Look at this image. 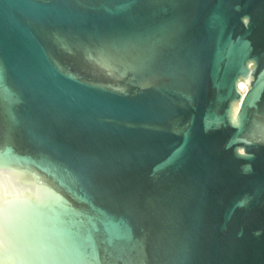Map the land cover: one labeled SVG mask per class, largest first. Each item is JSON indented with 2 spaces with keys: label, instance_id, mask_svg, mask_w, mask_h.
Returning a JSON list of instances; mask_svg holds the SVG:
<instances>
[{
  "label": "water",
  "instance_id": "1",
  "mask_svg": "<svg viewBox=\"0 0 264 264\" xmlns=\"http://www.w3.org/2000/svg\"><path fill=\"white\" fill-rule=\"evenodd\" d=\"M0 264H264V0H0Z\"/></svg>",
  "mask_w": 264,
  "mask_h": 264
},
{
  "label": "snow or ice",
  "instance_id": "2",
  "mask_svg": "<svg viewBox=\"0 0 264 264\" xmlns=\"http://www.w3.org/2000/svg\"><path fill=\"white\" fill-rule=\"evenodd\" d=\"M4 209L0 207V232L3 229Z\"/></svg>",
  "mask_w": 264,
  "mask_h": 264
}]
</instances>
